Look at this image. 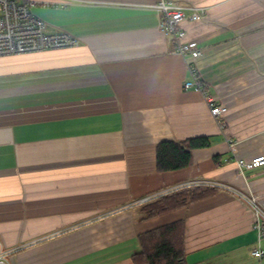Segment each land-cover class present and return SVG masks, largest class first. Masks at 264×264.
Segmentation results:
<instances>
[{
	"label": "crops",
	"instance_id": "crops-1",
	"mask_svg": "<svg viewBox=\"0 0 264 264\" xmlns=\"http://www.w3.org/2000/svg\"><path fill=\"white\" fill-rule=\"evenodd\" d=\"M33 1L49 32L79 44L0 57V249L109 216L9 264H136L139 233L179 219L187 264H264L240 196L257 195L264 210V165L236 162L264 154V0H181L206 7L181 26L202 50L208 93L227 107L219 120L203 93L184 88L188 59L162 29L158 0ZM198 136L213 140L192 150L191 165L156 168L160 141ZM192 180L231 189L142 218L139 199Z\"/></svg>",
	"mask_w": 264,
	"mask_h": 264
},
{
	"label": "built area",
	"instance_id": "built-area-1",
	"mask_svg": "<svg viewBox=\"0 0 264 264\" xmlns=\"http://www.w3.org/2000/svg\"><path fill=\"white\" fill-rule=\"evenodd\" d=\"M35 4L36 2L33 0H0V57L79 44V39L66 31L49 32L46 22L32 12V7ZM153 7L160 16L162 29L166 33L173 35V50L188 59L191 77L184 81V88H192L203 93L211 107V113L219 120L222 113L227 110V107L217 103L216 97L208 93L206 84L200 77L195 62L202 55V50L195 41L185 39L187 31L181 26L184 20H201L204 17L206 7L202 5H186L181 0H158ZM236 162L239 168L252 169L264 165V154H258L247 159L238 157ZM191 185H207L231 189L228 185L218 181L192 180L150 194L139 199L136 203L140 204L177 188ZM240 196L253 209L255 217L254 228L258 231L260 240V238L264 237V210L259 203L258 196H246L244 194H240ZM16 250V248L0 249V264H9V256ZM252 254L262 257L264 249L258 245L252 250Z\"/></svg>",
	"mask_w": 264,
	"mask_h": 264
},
{
	"label": "trees",
	"instance_id": "trees-1",
	"mask_svg": "<svg viewBox=\"0 0 264 264\" xmlns=\"http://www.w3.org/2000/svg\"><path fill=\"white\" fill-rule=\"evenodd\" d=\"M205 136L188 138L182 142L160 141L156 148V168L160 171L175 170L192 164L194 148L211 144ZM214 186L191 185L177 188L141 204L142 218H150L170 211L210 194ZM141 251L133 254L136 264H187L185 257V221L183 219L142 231L138 235Z\"/></svg>",
	"mask_w": 264,
	"mask_h": 264
},
{
	"label": "rangeland",
	"instance_id": "rangeland-1",
	"mask_svg": "<svg viewBox=\"0 0 264 264\" xmlns=\"http://www.w3.org/2000/svg\"><path fill=\"white\" fill-rule=\"evenodd\" d=\"M32 12L39 15V17L42 18V12L43 10H41V8H37V7H34L32 8ZM142 204V203H140ZM109 216L108 214H105V215H94V217L90 218V219H86L85 221H82V222H77L73 225H69L68 228L66 229H56V230H52L50 231L49 233H42L40 235H37L35 236L34 238L24 242V243H21L19 245H17L15 248L17 249L15 252H19V251H23V250H26V248L30 247V246H33V245H41L42 242L44 241V239H48V238H51V237H58V236H62V235H65L67 233H70V232H73L75 230H79L81 229L82 227H84L83 225L87 224V223H91L90 221L92 220V222L97 219H100L101 217H107ZM96 220V221H97Z\"/></svg>",
	"mask_w": 264,
	"mask_h": 264
}]
</instances>
